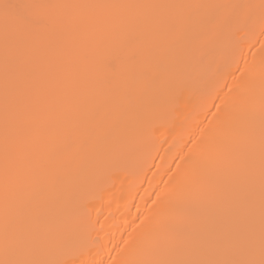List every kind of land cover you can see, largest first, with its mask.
Instances as JSON below:
<instances>
[{
    "label": "bare ground",
    "instance_id": "6f19581e",
    "mask_svg": "<svg viewBox=\"0 0 264 264\" xmlns=\"http://www.w3.org/2000/svg\"><path fill=\"white\" fill-rule=\"evenodd\" d=\"M0 264H264V0H0Z\"/></svg>",
    "mask_w": 264,
    "mask_h": 264
}]
</instances>
